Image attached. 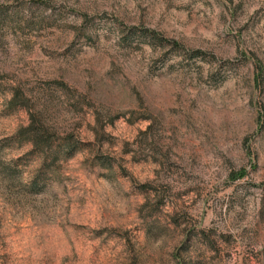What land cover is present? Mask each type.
Listing matches in <instances>:
<instances>
[{"label":"rangeland","instance_id":"obj_1","mask_svg":"<svg viewBox=\"0 0 264 264\" xmlns=\"http://www.w3.org/2000/svg\"><path fill=\"white\" fill-rule=\"evenodd\" d=\"M0 264H264V0H0Z\"/></svg>","mask_w":264,"mask_h":264},{"label":"trees","instance_id":"obj_2","mask_svg":"<svg viewBox=\"0 0 264 264\" xmlns=\"http://www.w3.org/2000/svg\"><path fill=\"white\" fill-rule=\"evenodd\" d=\"M17 99L16 95L13 96L11 101ZM29 124L24 127L21 132L23 133L25 139H28L32 142L35 149L45 152L50 149L53 151L55 157L60 153L64 155L70 154V151L73 148V145L70 142V137L59 138L58 142L51 140L49 133L43 128L37 127L35 116L32 113H29ZM56 143V144H55Z\"/></svg>","mask_w":264,"mask_h":264}]
</instances>
